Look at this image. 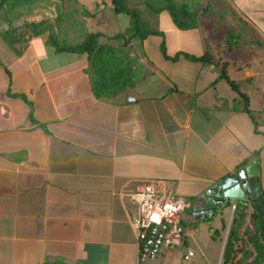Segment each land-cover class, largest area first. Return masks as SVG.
Here are the masks:
<instances>
[{
    "label": "crops",
    "instance_id": "0c3cea01",
    "mask_svg": "<svg viewBox=\"0 0 264 264\" xmlns=\"http://www.w3.org/2000/svg\"><path fill=\"white\" fill-rule=\"evenodd\" d=\"M99 2L114 7L112 0ZM146 14L165 34L169 56L209 52L199 26L180 29L167 10ZM47 39L42 34L1 47L0 264H168L192 246L205 258L203 243L219 242L224 251L229 232L223 239L222 223H232L231 207L240 200L220 203L212 192L255 160L256 198L264 191V101H257L264 89H243L249 114L235 107L239 97L219 79L220 69L226 62L232 79L253 77L252 83L261 68L246 72L227 61L205 64L183 56L172 61L162 54L163 37L152 35L130 53L136 87L100 99L87 56L57 52ZM151 180L169 182L187 199L185 241L142 261L129 192ZM256 198L243 200V233H250L238 241L235 264L254 234ZM206 208L215 210L194 214ZM183 244L192 246L185 251Z\"/></svg>",
    "mask_w": 264,
    "mask_h": 264
},
{
    "label": "trees",
    "instance_id": "16d2710c",
    "mask_svg": "<svg viewBox=\"0 0 264 264\" xmlns=\"http://www.w3.org/2000/svg\"><path fill=\"white\" fill-rule=\"evenodd\" d=\"M34 0H4L3 5L8 4L12 8H18L21 6H27ZM113 11L116 14H126L130 17V25L124 32H118L117 34L110 35L109 40L115 43L102 42L101 38L105 37L103 32H95L88 30L85 26L84 37L78 41L72 42L66 37L61 38L59 32L56 30L57 24L61 31H65L67 28H63L65 20L76 24L73 20L75 11L68 13L61 12L54 25L52 21L41 20L39 22L29 23V27L32 29V36H38L45 34L47 41L52 45L57 52H70L77 54H84L88 59V74L94 94L100 99H111L121 93L136 87L139 82L138 72L134 68L135 59L130 54V47L133 42H142L152 35H160L163 37L161 44V51L165 58L172 61H177L180 56L185 57L191 61H202L205 64H213V56L206 52L202 56H196L189 53H177L174 56H169L167 52L165 34L150 24V21L145 19L143 13L139 8L129 5L128 0H112ZM146 5L149 11L158 14L161 11L167 10L172 18L174 24L180 29H192L199 26L198 11L193 10L192 6L188 2L178 3L175 0H147ZM83 14L87 17H95V13L85 10ZM72 18V19H71ZM63 31V32H64ZM1 37L7 42V44L14 48L18 43L28 40L24 38L23 32H18L16 28L10 27L0 32ZM237 34L230 30L227 36V45L229 50L237 45ZM26 39V40H25ZM219 79H226L231 88L238 95V102L235 107L242 108L244 111L251 113L249 109V95L244 91L239 82L232 79L226 69V62L220 69ZM14 94V93H11ZM25 100V95L22 96ZM235 103V102H234ZM258 156V155H256ZM255 203L260 202L264 205V191L261 195L253 201ZM256 208V207H255ZM247 205L240 200L234 212L232 223L229 229L228 238L225 243L223 251V264H235L237 257L236 246L238 241L242 238L243 234L249 232L246 230L243 233V228L248 216ZM216 213V212H215ZM254 234L249 238L252 249L247 246L246 251L240 249L238 252H243V257L238 262L249 261V264H264V218L254 213L253 216ZM250 233V232H249ZM43 264H69L62 261L49 262L46 261Z\"/></svg>",
    "mask_w": 264,
    "mask_h": 264
},
{
    "label": "rangeland",
    "instance_id": "374dc122",
    "mask_svg": "<svg viewBox=\"0 0 264 264\" xmlns=\"http://www.w3.org/2000/svg\"><path fill=\"white\" fill-rule=\"evenodd\" d=\"M99 1L34 0L27 6L12 8L8 4L3 5L4 0H0V32L13 27L18 32H23L24 38L27 39L32 35L29 23L49 20L56 25L55 20L61 12L68 13L74 10L73 20H75L76 24L65 20V23H62V29H67L63 30L64 32L60 30L57 24L56 30L59 32L61 38L66 37V39L72 42L78 41L84 37V30L82 28L87 26L88 30L105 31L103 32L105 33V37L101 38L102 42L115 43L109 40L110 35L124 32L130 25V17L126 14H116L112 8L107 7L105 3L101 4ZM175 1L178 3L188 2L191 4L193 10L197 9L199 27L203 30L204 35H207L206 43L208 51L214 60H217L219 63L227 61L229 64L240 65V69L246 72H255L261 68V73L255 78V82L251 83L253 77L239 82L242 89L248 90L252 88V90L255 89V91L253 90L254 92L252 91L255 93L257 88L261 92L264 89V0ZM146 2L147 0H128L130 6L139 8L144 18L146 17L145 19L150 21L152 18L146 14L149 12ZM85 10L94 12L95 17L85 16L83 14ZM230 30L237 34V45L233 50L228 49L226 41ZM137 42L140 43L139 41L132 43L130 53L135 51V49H132ZM8 46L7 42L0 35V55L2 54L1 47L9 48ZM137 48L140 50L139 44ZM244 76L246 75L244 74ZM149 82L151 83V79H149ZM262 93L264 94V90H262ZM261 100L264 101L263 96L257 99V101ZM235 207L236 205L231 207L232 211L235 210ZM230 226V222L224 220L221 228L223 230V239L229 232ZM184 245L186 244L182 245V249H185V251L189 246H192L186 245L187 247H185ZM203 246L208 249V255L205 258L199 256L195 247L192 246L196 252L193 262L191 261L192 259L189 261L184 260L183 251H181L176 255L174 260L168 261V264H194L195 262H197L196 264H223V244L212 242L209 244L203 243ZM248 246L249 248L252 247L251 244ZM249 262L246 261L242 264H249ZM237 264H239L238 261Z\"/></svg>",
    "mask_w": 264,
    "mask_h": 264
},
{
    "label": "built area",
    "instance_id": "2783aa9c",
    "mask_svg": "<svg viewBox=\"0 0 264 264\" xmlns=\"http://www.w3.org/2000/svg\"><path fill=\"white\" fill-rule=\"evenodd\" d=\"M136 206L132 223L138 232L142 261L155 259L163 251L180 246L185 240L182 217L188 201L176 194L165 180H151L137 184L129 192ZM193 251L184 255L185 260Z\"/></svg>",
    "mask_w": 264,
    "mask_h": 264
},
{
    "label": "water",
    "instance_id": "95a60500",
    "mask_svg": "<svg viewBox=\"0 0 264 264\" xmlns=\"http://www.w3.org/2000/svg\"><path fill=\"white\" fill-rule=\"evenodd\" d=\"M258 175L259 166L258 162L252 161L244 167L236 170L233 174H230L226 178L213 188L212 194L220 196L218 200L220 203L234 200H249L255 199V188L258 187ZM200 205V204H199ZM256 212L264 218V205L260 202L256 203ZM215 208L200 209L194 212V214L211 213Z\"/></svg>",
    "mask_w": 264,
    "mask_h": 264
}]
</instances>
